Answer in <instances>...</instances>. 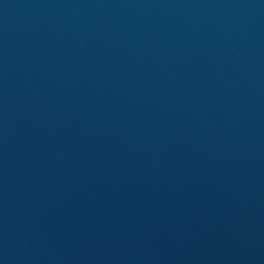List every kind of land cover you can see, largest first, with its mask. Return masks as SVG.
Returning <instances> with one entry per match:
<instances>
[{
  "label": "water",
  "instance_id": "water-1",
  "mask_svg": "<svg viewBox=\"0 0 264 264\" xmlns=\"http://www.w3.org/2000/svg\"><path fill=\"white\" fill-rule=\"evenodd\" d=\"M0 264H264V0H0Z\"/></svg>",
  "mask_w": 264,
  "mask_h": 264
}]
</instances>
